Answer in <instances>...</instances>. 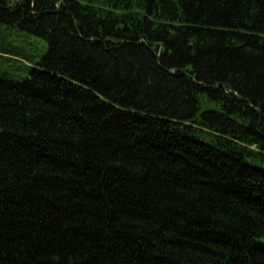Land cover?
Wrapping results in <instances>:
<instances>
[{
    "label": "trees",
    "instance_id": "trees-1",
    "mask_svg": "<svg viewBox=\"0 0 264 264\" xmlns=\"http://www.w3.org/2000/svg\"><path fill=\"white\" fill-rule=\"evenodd\" d=\"M1 64L0 264H264V0H0Z\"/></svg>",
    "mask_w": 264,
    "mask_h": 264
},
{
    "label": "rangeland",
    "instance_id": "rangeland-1",
    "mask_svg": "<svg viewBox=\"0 0 264 264\" xmlns=\"http://www.w3.org/2000/svg\"><path fill=\"white\" fill-rule=\"evenodd\" d=\"M27 41L30 43L27 46L28 52L32 53L34 55V59H38L39 56L45 48V42L43 40H37L33 37L26 36ZM11 68H8L6 64L0 65V74L1 75H6L8 71H10Z\"/></svg>",
    "mask_w": 264,
    "mask_h": 264
}]
</instances>
